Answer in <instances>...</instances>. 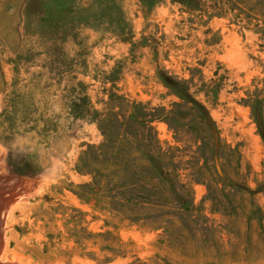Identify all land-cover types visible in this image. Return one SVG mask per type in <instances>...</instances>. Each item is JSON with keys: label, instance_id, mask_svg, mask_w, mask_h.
I'll return each mask as SVG.
<instances>
[{"label": "rangeland", "instance_id": "1", "mask_svg": "<svg viewBox=\"0 0 264 264\" xmlns=\"http://www.w3.org/2000/svg\"><path fill=\"white\" fill-rule=\"evenodd\" d=\"M255 98L264 0H0V264H264Z\"/></svg>", "mask_w": 264, "mask_h": 264}, {"label": "trees", "instance_id": "2", "mask_svg": "<svg viewBox=\"0 0 264 264\" xmlns=\"http://www.w3.org/2000/svg\"><path fill=\"white\" fill-rule=\"evenodd\" d=\"M179 82H177V85H173L172 83H169L171 87L178 92L177 87ZM251 108V114L255 122L258 124L259 127V134L264 139V101L262 98H255L253 99L252 103L250 104ZM107 191L109 192V198L112 200L115 199V197L112 195V189L109 186Z\"/></svg>", "mask_w": 264, "mask_h": 264}]
</instances>
